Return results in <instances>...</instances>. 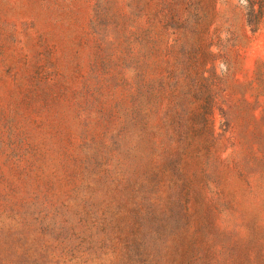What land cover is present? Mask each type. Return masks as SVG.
<instances>
[{
  "label": "rangeland",
  "instance_id": "rangeland-1",
  "mask_svg": "<svg viewBox=\"0 0 264 264\" xmlns=\"http://www.w3.org/2000/svg\"><path fill=\"white\" fill-rule=\"evenodd\" d=\"M0 264H264V0H0Z\"/></svg>",
  "mask_w": 264,
  "mask_h": 264
}]
</instances>
